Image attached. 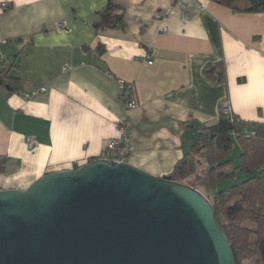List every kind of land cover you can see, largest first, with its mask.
I'll return each instance as SVG.
<instances>
[{
    "label": "crops",
    "instance_id": "obj_1",
    "mask_svg": "<svg viewBox=\"0 0 264 264\" xmlns=\"http://www.w3.org/2000/svg\"><path fill=\"white\" fill-rule=\"evenodd\" d=\"M108 1L124 24L96 31ZM220 69L221 79L205 73ZM118 79L133 85L136 108L126 110ZM225 101L264 123V11L214 0H0V190L98 158L121 121L127 162L167 176Z\"/></svg>",
    "mask_w": 264,
    "mask_h": 264
},
{
    "label": "water",
    "instance_id": "obj_2",
    "mask_svg": "<svg viewBox=\"0 0 264 264\" xmlns=\"http://www.w3.org/2000/svg\"><path fill=\"white\" fill-rule=\"evenodd\" d=\"M0 264L236 262L195 187L96 158L0 190Z\"/></svg>",
    "mask_w": 264,
    "mask_h": 264
},
{
    "label": "trees",
    "instance_id": "obj_3",
    "mask_svg": "<svg viewBox=\"0 0 264 264\" xmlns=\"http://www.w3.org/2000/svg\"><path fill=\"white\" fill-rule=\"evenodd\" d=\"M214 1L237 12L264 11V0ZM96 14L93 24L96 31L124 24L123 7L112 1ZM97 48L101 51V47ZM205 73L213 79H221L222 69L218 75L210 70ZM235 141L240 146L237 162L231 157ZM199 167L204 170L211 192L209 200L216 222L236 264H264V187L260 175L262 171L264 174V123L243 120L232 112L227 115L220 112L216 122L201 129L169 176L174 181L184 182L192 174L197 176ZM238 175L243 177L240 181L217 187L225 181L233 182Z\"/></svg>",
    "mask_w": 264,
    "mask_h": 264
},
{
    "label": "built area",
    "instance_id": "obj_4",
    "mask_svg": "<svg viewBox=\"0 0 264 264\" xmlns=\"http://www.w3.org/2000/svg\"><path fill=\"white\" fill-rule=\"evenodd\" d=\"M1 7H6L5 3L1 4ZM61 24H58V28ZM161 31H166V28H161ZM149 64L152 60L148 61ZM118 87L121 92V97L124 100L126 110H132L138 106V102L133 95V85L126 82L123 79H118ZM220 112L229 114L231 112L228 102H222L220 106ZM116 136L110 138L106 143L105 147L100 151L98 158L105 159L108 161H115L116 163L127 162L128 156L132 150L130 142L129 131L125 121H121L117 125ZM26 146L29 149L35 147V139L33 136H27L25 138Z\"/></svg>",
    "mask_w": 264,
    "mask_h": 264
},
{
    "label": "rangeland",
    "instance_id": "obj_5",
    "mask_svg": "<svg viewBox=\"0 0 264 264\" xmlns=\"http://www.w3.org/2000/svg\"><path fill=\"white\" fill-rule=\"evenodd\" d=\"M239 153H240V146H239V143L237 141H235L234 142V145H233V148H232V156H231L234 162H237L238 161ZM198 172H199V174H197V176L195 174H192L190 176V178L185 179L183 183L195 187L202 194H204V196H206L208 199H210L211 198V196H210V193L211 192H210V190L207 187V182L205 181L206 178H205L204 170L199 167L197 173ZM260 175H262V184H263V187H264V174H263V171H262V173ZM242 178H243L242 176L238 175L234 179L233 182H231V181H225V182L221 183L217 187L218 188L225 187V186L229 185L230 183H234L235 181L236 182L237 181H240ZM199 183H200V185H199Z\"/></svg>",
    "mask_w": 264,
    "mask_h": 264
}]
</instances>
